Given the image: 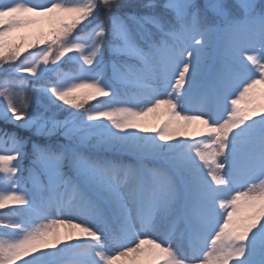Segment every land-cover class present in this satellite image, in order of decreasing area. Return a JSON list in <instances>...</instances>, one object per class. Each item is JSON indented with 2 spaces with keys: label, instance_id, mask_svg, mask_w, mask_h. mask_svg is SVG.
<instances>
[{
  "label": "snow or ice",
  "instance_id": "6c2138e0",
  "mask_svg": "<svg viewBox=\"0 0 264 264\" xmlns=\"http://www.w3.org/2000/svg\"><path fill=\"white\" fill-rule=\"evenodd\" d=\"M0 76V264H264V0H0Z\"/></svg>",
  "mask_w": 264,
  "mask_h": 264
},
{
  "label": "trees",
  "instance_id": "16d2710c",
  "mask_svg": "<svg viewBox=\"0 0 264 264\" xmlns=\"http://www.w3.org/2000/svg\"><path fill=\"white\" fill-rule=\"evenodd\" d=\"M21 58H23V57H21ZM5 66H7V65H5ZM63 71L71 74L72 69H71V67H66L63 69ZM4 79H5L4 77L0 76V84H4V82H3ZM77 95H80V94H77ZM104 100H105V98H97L95 100L82 101V103L84 104V108H89V109L90 108H103V107H105ZM67 107H69V109L71 111H77V109H72L71 106H67ZM0 187H3V185H0ZM4 211H6V210H4ZM3 222L4 221L0 220V223H3Z\"/></svg>",
  "mask_w": 264,
  "mask_h": 264
},
{
  "label": "bare ground",
  "instance_id": "6f19581e",
  "mask_svg": "<svg viewBox=\"0 0 264 264\" xmlns=\"http://www.w3.org/2000/svg\"><path fill=\"white\" fill-rule=\"evenodd\" d=\"M259 102H262V101H259ZM163 119V116L159 115V114H156L154 117H153V120L155 123H160ZM199 127H202V126H199ZM197 131H198V126H194L193 130H191L189 132V136L192 137V136H196V138H199V136L197 135ZM61 231H64L63 229H61Z\"/></svg>",
  "mask_w": 264,
  "mask_h": 264
},
{
  "label": "rangeland",
  "instance_id": "374dc122",
  "mask_svg": "<svg viewBox=\"0 0 264 264\" xmlns=\"http://www.w3.org/2000/svg\"><path fill=\"white\" fill-rule=\"evenodd\" d=\"M24 33L23 32H21V33H18L17 35H23ZM253 55H259V53H253ZM4 87H5V85L4 84H0V91H3L4 90ZM13 90H18V89H13ZM259 97H257V102L259 103ZM199 127V126H198ZM191 136V135H190Z\"/></svg>",
  "mask_w": 264,
  "mask_h": 264
}]
</instances>
